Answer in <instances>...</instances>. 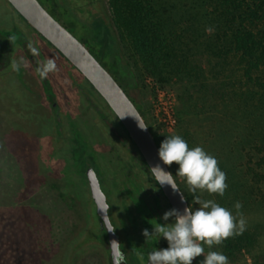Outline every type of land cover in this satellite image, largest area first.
<instances>
[{
  "label": "flooded vegetation",
  "instance_id": "obj_1",
  "mask_svg": "<svg viewBox=\"0 0 264 264\" xmlns=\"http://www.w3.org/2000/svg\"><path fill=\"white\" fill-rule=\"evenodd\" d=\"M4 1L18 18H11L8 8L0 2V68H8L5 72L0 70V84L15 81L11 62L24 57L28 66L21 68L20 76L28 71L37 81L36 86L21 80L12 85L20 91L26 87L41 100L37 103L46 111L43 121L47 127L39 137L30 135L33 143L38 140L26 152L33 153L29 158L31 178L46 186L67 213L69 232L47 264H113L112 240L121 244L125 264H138L139 258H144L145 264L148 253L167 247L168 241L158 232L146 238L143 231L148 229L151 234L155 225L173 223L175 217L163 219V214L172 209L171 204L159 189L139 148L104 99L91 89L89 81L72 63L28 27L12 5ZM40 4L73 36L77 29L79 36L75 38L91 54L96 52L106 58L97 42L101 40L103 48L107 43L108 59L103 61L108 67L126 61L103 0H44ZM33 34L41 37V43ZM30 42L39 49L38 56L29 50ZM46 58H55L59 71L41 80L35 70L37 62ZM0 128L13 132V127L3 121ZM91 171L104 196L105 217L99 215L91 193ZM109 227L115 228L114 231H108ZM204 258L201 254L192 264H201Z\"/></svg>",
  "mask_w": 264,
  "mask_h": 264
},
{
  "label": "trees",
  "instance_id": "obj_2",
  "mask_svg": "<svg viewBox=\"0 0 264 264\" xmlns=\"http://www.w3.org/2000/svg\"><path fill=\"white\" fill-rule=\"evenodd\" d=\"M107 2L120 44L130 47L142 71L160 85L189 84L193 77L199 80L184 89L189 96L181 104L183 116L196 95L203 105L207 102L209 111L238 119L237 146L246 162L228 182L235 192L242 191L251 199L263 219L243 234L224 240L221 248L228 258L245 251L252 264H264V0H190L191 11L184 10L185 15L170 0ZM181 21L183 27L177 29ZM202 58L206 71L200 64ZM114 68L112 74H120L118 80L125 86L124 62ZM129 93L152 133L144 104Z\"/></svg>",
  "mask_w": 264,
  "mask_h": 264
},
{
  "label": "rangeland",
  "instance_id": "obj_3",
  "mask_svg": "<svg viewBox=\"0 0 264 264\" xmlns=\"http://www.w3.org/2000/svg\"><path fill=\"white\" fill-rule=\"evenodd\" d=\"M38 1L42 4L44 3V0ZM103 1L109 9L111 17L108 2L107 0ZM170 1L175 2L183 11H191L190 0ZM0 2L5 8L7 7L4 0H0ZM7 8V14H10L11 18H18L12 8L9 6ZM7 20L10 24V18H7ZM20 21L23 22L22 20ZM182 27L183 21L178 23L176 28L181 29ZM73 34L75 37L79 36L77 29ZM33 35L41 43V37ZM101 43V40L97 42L99 47L103 49L104 57H106L104 59H108L105 54V48L101 46ZM124 44L127 45L126 43ZM125 45L121 44L126 57L124 62V70L126 72L123 76L124 80H122L126 89L120 83L121 81L118 80L121 75L117 73L118 76L115 77L112 74L115 68L108 67L107 65L109 64L105 63L104 59L99 54L97 55L96 52L94 56L101 60L102 65L104 63L103 66L121 85L130 99L131 95L129 92L142 101L145 106V112L149 115L152 133L160 145L167 136L178 134L187 141L190 148L202 146L206 152L215 156L220 169L227 175L226 183L228 188L223 196L210 194L206 190H197L196 193H192L185 178L177 174L179 165L175 162L170 166L168 165L175 180L188 198L189 206L193 210L199 207L194 199L195 196H198L201 200H214L221 206L231 209L235 214L234 204L239 201L243 205L241 211L247 220V227L251 228L253 224L259 223L263 217L258 208L255 207L256 205L250 198H246V194L242 191L235 192V188L228 182L231 178H236L238 166L246 162L245 159L242 161L240 150L237 146L240 139V129L237 127L238 119L228 115L223 118L221 111H209L207 102L203 105L201 100L198 99L199 96L196 95L189 100V110L183 116L180 110L181 104L189 96L184 92V89L189 88L192 84L196 85L199 80H193L196 79L193 77L189 84L172 81L170 84L164 83L160 85L157 79L142 71L133 51L129 46L125 47ZM200 64L205 71L208 69L205 68V58L201 59ZM7 69L0 68L3 72ZM13 75L17 83L21 80L26 85L36 86L35 83L37 81L33 79L34 77L31 73L28 74V71H25L21 76L20 72L13 73ZM151 80L157 82L162 88L172 91L175 96L173 111L176 118V126L173 132L162 131L160 127L153 123V87L150 84ZM15 81L12 79L11 82L7 81L6 84H0V126L3 121L5 125L13 127V132L11 133L0 128V264H47V260L59 250L60 242L69 232L66 219L67 213L63 210L62 202L57 200L46 189V186L37 181L33 182V178H31L32 168L29 158L33 157V153L26 152L29 147L32 146L34 148L38 141L36 139L34 144L30 135L35 134L39 137L38 134H43L47 129L43 121V118L46 117H44L46 111L42 110L38 105L37 101L39 98H35L30 91H27L26 87L22 91H20V88L19 90L16 89L12 85ZM12 98H14V101H12ZM1 100H5L6 103H2ZM39 101L41 100L39 99ZM209 115H211L210 120L207 119ZM181 118L183 119L181 120ZM228 121H231L230 125ZM225 125L229 127L226 128ZM208 250L223 253L221 245H213ZM228 259L229 264H252L251 258L245 251L237 253L233 259ZM144 260V258H139L138 264H144Z\"/></svg>",
  "mask_w": 264,
  "mask_h": 264
},
{
  "label": "clouds",
  "instance_id": "obj_4",
  "mask_svg": "<svg viewBox=\"0 0 264 264\" xmlns=\"http://www.w3.org/2000/svg\"><path fill=\"white\" fill-rule=\"evenodd\" d=\"M28 48L33 56L40 54L39 49L31 42ZM37 63L35 71L41 80L46 79L50 73L59 71L55 58H46ZM27 66L24 57L11 62V68L15 72H20L22 67ZM158 155L165 165L170 166L174 162L179 165L177 174L185 178L192 193L206 190L210 194L223 196L228 188L227 175L220 169L217 158L202 146L190 148L187 141L178 134L167 136L161 142ZM151 170L163 174L166 177L163 182L169 183L174 190L178 189L170 172H165L159 165ZM194 199L199 205L195 210L186 207L181 213L177 209H171L163 214V219L167 221L169 217H175L173 223H159L151 234L148 229H144L143 235L146 238L158 232L168 241L167 248L148 253V264H192L201 254L205 257L201 264H229L227 255L220 251H208L205 254V246L211 249L213 245H221L230 237L243 234L247 228V220L241 211L242 203L237 201L234 204V214L231 209L214 200H201L198 196ZM114 229L109 227L108 231ZM120 245L116 240L111 241L113 264H125L126 256Z\"/></svg>",
  "mask_w": 264,
  "mask_h": 264
},
{
  "label": "water",
  "instance_id": "obj_5",
  "mask_svg": "<svg viewBox=\"0 0 264 264\" xmlns=\"http://www.w3.org/2000/svg\"><path fill=\"white\" fill-rule=\"evenodd\" d=\"M7 1L26 22L27 26L47 39L65 59L80 71L89 81L92 89L104 99L107 107L118 117L132 142L139 148L147 168L151 171L155 182L171 204L172 209H177L183 213V210L189 207V204L173 175L172 181L178 187L176 190H174L169 183L163 182L166 179L163 174L151 170L156 165H159L165 172H170L168 166L163 163L158 155L159 147L157 146L153 134L149 130L137 106L129 98L116 79L101 64V60L91 54L89 50L56 21L37 0ZM108 38L109 35L106 36V39ZM108 49L106 43V55H108ZM140 124L146 127L142 128ZM91 173L89 178L91 193L97 204L99 215L105 217L106 205L104 196L95 175L92 171ZM103 219L108 223L106 218ZM145 264H148V261H146Z\"/></svg>",
  "mask_w": 264,
  "mask_h": 264
},
{
  "label": "built area",
  "instance_id": "obj_6",
  "mask_svg": "<svg viewBox=\"0 0 264 264\" xmlns=\"http://www.w3.org/2000/svg\"><path fill=\"white\" fill-rule=\"evenodd\" d=\"M153 87V120L154 124L168 133L173 132L176 126L174 115L175 96L172 91L162 88L157 82L151 80Z\"/></svg>",
  "mask_w": 264,
  "mask_h": 264
}]
</instances>
